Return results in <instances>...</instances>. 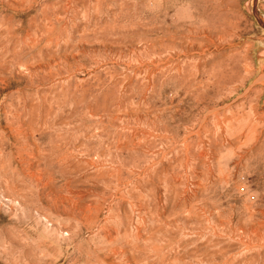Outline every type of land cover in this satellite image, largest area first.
I'll return each mask as SVG.
<instances>
[{"label": "rangeland", "instance_id": "rangeland-1", "mask_svg": "<svg viewBox=\"0 0 264 264\" xmlns=\"http://www.w3.org/2000/svg\"><path fill=\"white\" fill-rule=\"evenodd\" d=\"M0 264H264V0H0Z\"/></svg>", "mask_w": 264, "mask_h": 264}, {"label": "bare ground", "instance_id": "bare-ground-1", "mask_svg": "<svg viewBox=\"0 0 264 264\" xmlns=\"http://www.w3.org/2000/svg\"><path fill=\"white\" fill-rule=\"evenodd\" d=\"M157 42V41H156ZM156 49V48H155ZM186 53V52H185ZM186 55V54H185Z\"/></svg>", "mask_w": 264, "mask_h": 264}]
</instances>
